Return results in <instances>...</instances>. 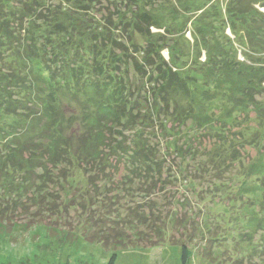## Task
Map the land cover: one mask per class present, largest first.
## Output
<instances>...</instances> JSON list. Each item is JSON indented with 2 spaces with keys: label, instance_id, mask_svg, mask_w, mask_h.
Here are the masks:
<instances>
[{
  "label": "trees",
  "instance_id": "obj_1",
  "mask_svg": "<svg viewBox=\"0 0 264 264\" xmlns=\"http://www.w3.org/2000/svg\"><path fill=\"white\" fill-rule=\"evenodd\" d=\"M102 1L59 0L57 6L48 8L42 0H0V123L3 124L0 126V223L13 227L21 214L31 215L36 221L22 225L31 226L39 222L52 230L60 227V221L65 220L64 216L67 214V224L76 228L68 231L82 236L88 242L124 250L127 247H137V242L153 237L155 240L151 245L158 246L168 242L165 227L173 223L177 212L174 211L172 215L167 212L163 216L158 210V203L153 201L148 203L149 211L141 206L146 202H134V207L130 206L138 195L146 197L147 200L151 192H164L166 184L173 181L162 177L163 159L155 155L158 153H152L155 148L151 143L135 137L128 139L122 130L127 127L134 128V123L139 118L138 122L147 127L148 119L152 118L153 110L159 109L158 107L162 110L165 108L166 112L173 110L171 117L175 121L178 112L175 95L182 92L188 99L193 95L196 99H207L205 95H209L208 91L211 90L198 88L197 82L207 77H212L217 84L225 80V71L232 73L229 66L231 60L227 53H216L218 48H209L213 40H208L206 34L201 35L205 38L202 45L208 47L204 63L194 59L192 66H189L188 61L180 60L175 54V61L171 66L160 57L161 48L157 43L164 37L157 36L153 48L149 47V42L146 43L143 61L148 70L143 72V80H140L144 89V79H148L147 93H151L152 103L146 99V107L133 113V109H137L136 99L128 100L124 71L120 67H115L119 73L115 78L103 66L99 68L97 74L107 76L102 84L90 80L89 77L93 74L87 72L88 76H82L78 72L79 65L80 70L90 65L95 73L94 62L100 54L98 48L103 47L108 52L112 44H117V38L111 36L110 29H106L105 33L101 27L94 29L87 25V19L76 17L67 11L75 8V14L85 10L89 15L94 5ZM113 1L126 10L121 11L117 18L119 26L128 33L132 47H135L131 36L133 33L149 38L153 35L152 15L146 9L151 0ZM228 1L224 17L226 16L230 33L239 39L242 48L248 50H244L246 56L251 55L258 61H264V13L256 6L259 4L264 7V0ZM132 7L135 9L132 10ZM128 13L132 14L129 16ZM215 16L219 18L220 14ZM192 24L191 28L200 27L198 19H194ZM212 25H215V29L214 21ZM239 26L244 28L239 30ZM195 30L192 29L194 39ZM104 34H108L106 41L101 37ZM184 40L182 43L186 45L188 41L185 38ZM227 40L229 41L228 37ZM200 46L201 43L195 41L196 49L187 52V56L195 55ZM118 47L120 53L111 57L117 65L124 64L123 60L128 54L127 49L121 52V44ZM78 51L87 55L85 60L91 59L92 63L77 65L83 57H75ZM245 64L236 63L234 69ZM65 68L71 69L70 73L73 71L74 75L73 81L68 83L66 80L63 82V76L59 77L54 73L56 69ZM65 72L67 71L64 70L63 73ZM35 82L37 85H33L31 89L29 85ZM74 82L77 84H73ZM57 85H71V92L75 91L73 86L80 90L89 86L95 91L103 90L104 93L92 102V111L84 107L82 123L78 121V127H74L75 121L67 118L59 109V101L56 99ZM252 91L254 92H247V95H253L249 107H244L241 111L245 116L254 109L252 101L256 92ZM209 103L208 107L215 110L219 104L216 97ZM139 106L143 107L140 103ZM187 106V114L194 112V106L190 103ZM7 117L12 118L10 123H6ZM179 120L180 117L177 118ZM160 127L161 130H167L162 123ZM133 132L139 135L141 128H135ZM251 135V128H245L241 133L244 143L252 139ZM253 135L260 140L264 137L261 129ZM234 141L231 140V151L229 141L221 144L220 151L216 148L213 153L207 149L205 152H208V161H203V164L200 162L198 166L202 172L208 175L212 173L215 177V173L226 169L220 161L222 159L227 164L228 157L235 160V153L238 151L234 149L232 154ZM250 142L251 145L254 143ZM116 165H122L126 171L120 180L113 182ZM176 180L177 178L174 179ZM212 180H206V188L209 190L222 179L216 178L218 182ZM253 186V189L259 191L258 181H254ZM260 186L263 196L260 200L263 204L261 208H264V181ZM208 197L206 193L201 201ZM33 206L35 211L28 212ZM71 220L75 221V227ZM187 220L188 225H191L190 216ZM141 228H146L149 233L144 234ZM184 241L187 242L188 239ZM182 242L178 240L176 243H168L181 247V261L186 264L188 248ZM201 251L203 256L209 250ZM262 255L264 256V248Z\"/></svg>",
  "mask_w": 264,
  "mask_h": 264
},
{
  "label": "rangeland",
  "instance_id": "obj_2",
  "mask_svg": "<svg viewBox=\"0 0 264 264\" xmlns=\"http://www.w3.org/2000/svg\"><path fill=\"white\" fill-rule=\"evenodd\" d=\"M42 1L48 8L57 6L59 3V0ZM228 2V0H151L146 5V9L152 15L154 25L151 28V34L153 35L149 38L133 33L131 36L135 47L131 46L128 33L119 26L117 16L121 11L126 10L116 1L103 0L100 4H95L89 15L85 10L75 14L76 9L73 7L71 8L74 10L67 11L76 17L87 19V25L93 26L94 29L101 27L104 33L106 29H110L111 36H116L117 44L122 46L121 52L127 49L128 54L123 60L124 64L117 65L111 57L120 53L118 45L110 46V43L108 52H105L102 45L98 43L102 48H98L100 54L94 62V66H97H95V73L90 65L80 70L81 65L78 63H92L91 59L85 60L84 57L87 55L78 51L75 57L83 56L81 61L77 62L78 72L82 73V76L87 75V72L93 74L89 78L97 84L98 82L102 84L103 79L107 78L106 75L97 74L99 68L103 66L104 70L107 69L115 78L119 74L115 67H120L124 71L127 98L128 100L136 99L137 109H133V113L142 111L146 107V99L150 104L152 103L151 93H147L148 79H144V89L141 87L140 80H143V72L148 70L143 61L146 43L149 42V47L153 48L157 36L164 37L161 39L163 42L157 43L161 48L160 57L171 66L175 61V54L180 60L188 61L189 66H192L194 59L196 62L204 63L208 47L202 45L205 38L201 35L206 34L208 40H213L209 48L212 50L218 48L219 51L217 50L216 53H227L231 60H229V66L232 73L225 71V80L217 84L212 77H207L204 78L205 81L203 79L197 82L198 88L211 90L208 91L209 95H205L207 99L202 97L196 99L195 95L188 99L182 92L175 95V100L178 102L175 121L171 117L173 110L166 112L165 108L162 110L158 107L159 109L153 110L152 118L148 119L147 127L138 122L139 118L135 121L134 128L127 127L122 130L123 135L128 139L135 137L150 142L155 148V150L152 149V153H158L154 154L158 155L159 159H163L162 177L173 181L166 184L164 192L159 191L155 194L151 192L147 200L146 197L138 195L130 207H134V202H146L141 206L145 211H149L148 203L153 201L158 203V210L163 216H166L167 212L170 215L174 214V211L177 212L173 223L165 227V237L168 242L183 241L184 246L188 248L186 264H263L264 260L262 255L264 208H261L263 204L260 200L263 196L261 186L259 187L264 181V137L260 140L258 136L253 135L256 131L260 132V129L264 134V61L261 59L258 61L251 55L246 56L244 50H248L242 48L239 39L234 38L230 33L226 16L224 17ZM8 3L11 5L10 2ZM256 6H259L260 11L264 13V7L259 4ZM133 8L135 9L132 7V10ZM217 13L220 14L219 18L215 16ZM128 14L130 16L132 13ZM194 19H198L200 27L191 28ZM213 21L216 23L215 29L213 28L215 25H212ZM178 26L180 28H177ZM241 27L244 28L239 26L238 29L242 30ZM192 29H196L195 39L192 36ZM104 35L101 37L106 41L108 34ZM184 38L188 41L186 45L182 43L185 41ZM195 41L201 43V46L197 48L195 55L187 56V52L196 49ZM241 62H245V66L240 65L234 69L235 64ZM64 70L67 72L63 73ZM64 70L56 69L54 73L59 77L63 76V82L73 81V71L70 73L71 69L68 68ZM260 81H262L261 84ZM208 84L210 85L207 87ZM33 85L36 86V82L31 83L29 87L32 89ZM69 86L71 85L68 87L57 85L56 99L59 101L60 111L65 113L67 118H72L75 121L74 127H78L79 122L82 123L84 107L92 111L94 108L92 102L104 92L103 90L95 91L89 86L83 88L84 85H80L81 90L73 86L75 91L71 92ZM248 90H254L256 93L252 91L255 94V99L252 101L254 109H251L250 113L247 112L246 114L249 115L245 116V113L241 111L244 107H249L253 96L247 95ZM215 97L219 103L216 110L208 107L209 102ZM187 100L195 108L190 114L185 111L189 105ZM139 103L143 107L139 106ZM159 111L160 115H158ZM178 117H180L179 121H177ZM5 121L10 123L12 118L7 117ZM181 121L182 124H180ZM160 123L164 124L169 131L161 130ZM2 125L0 123V126ZM247 127L252 131V139H249L254 141L252 145L250 141L244 143L241 138V133ZM135 128H141L139 135L133 132ZM233 139L235 141L232 154L234 149L238 151L235 153V160L228 157L227 164H224L221 159L220 162L226 166V169L222 168L224 170L215 173V177L212 173L210 175L203 173L198 166L200 162L203 164L208 161V152L212 150L214 153L216 148L220 151L221 144L226 141L230 142L229 151H231ZM207 149L209 151L205 152ZM116 169L115 172L113 171V182L120 180L126 171L122 165H116ZM173 175L177 178L176 181ZM218 177L222 179L219 182L216 180ZM208 179L218 182L210 190L206 188ZM254 181H258L259 191L256 188L253 189ZM210 191L212 192L209 193ZM206 193L209 196L208 199L201 201ZM34 211L33 206L28 212ZM69 213L71 215V212ZM188 216H190L191 225H188ZM68 217L65 214L66 221L61 220L60 227L52 230L39 222L31 226L22 225L36 221L31 215L21 214L13 227L0 223V264H183L181 247L178 245L164 242L158 246H152L151 242L155 238L151 237L150 240L145 238L137 242V247H127L124 250L107 248L101 244L88 242L82 236L68 231V229L76 230L67 224ZM71 221L75 227V221ZM79 227L83 229L82 225ZM143 231L144 234L149 233L146 228ZM184 239L188 241L185 242ZM203 249L209 251L202 256Z\"/></svg>",
  "mask_w": 264,
  "mask_h": 264
}]
</instances>
